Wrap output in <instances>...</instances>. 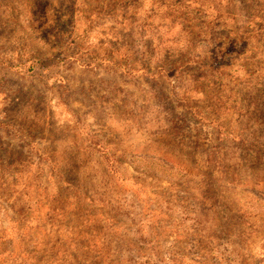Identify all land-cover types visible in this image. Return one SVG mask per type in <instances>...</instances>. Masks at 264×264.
I'll list each match as a JSON object with an SVG mask.
<instances>
[{
  "label": "rangeland",
  "instance_id": "rangeland-1",
  "mask_svg": "<svg viewBox=\"0 0 264 264\" xmlns=\"http://www.w3.org/2000/svg\"><path fill=\"white\" fill-rule=\"evenodd\" d=\"M0 264H264V0H0Z\"/></svg>",
  "mask_w": 264,
  "mask_h": 264
},
{
  "label": "trees",
  "instance_id": "trees-1",
  "mask_svg": "<svg viewBox=\"0 0 264 264\" xmlns=\"http://www.w3.org/2000/svg\"><path fill=\"white\" fill-rule=\"evenodd\" d=\"M103 156L105 157L106 160L109 161V159H108V156H109V155H108V153H107L106 151H104ZM109 158H110V156H109Z\"/></svg>",
  "mask_w": 264,
  "mask_h": 264
}]
</instances>
